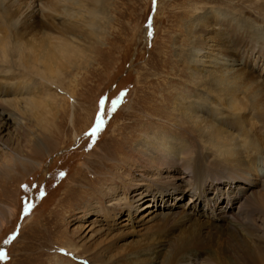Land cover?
I'll return each mask as SVG.
<instances>
[{
  "label": "rangeland",
  "instance_id": "rangeland-1",
  "mask_svg": "<svg viewBox=\"0 0 264 264\" xmlns=\"http://www.w3.org/2000/svg\"><path fill=\"white\" fill-rule=\"evenodd\" d=\"M104 2L99 22L101 31L96 38L67 36L72 45H78L85 51L79 66L76 69H63V74L56 82L53 81L55 85L37 82L38 99L50 96L52 107H55L51 115L56 118L47 117V121H43L42 115L38 120L22 103L21 109L28 112L18 114V125L15 120L1 114L0 110V126L3 125L1 136L7 148L12 149L9 153L0 143V179L6 180L4 184L0 182V253H3L0 264H124L128 263L126 259L135 264H144L147 258L158 261L168 256L169 250L182 248V244L196 234L200 237L195 238L202 239L203 243L200 246L191 245L194 252L204 258L224 253L229 234H224L223 229L180 224L177 218L170 216L156 219L157 213L170 214L179 210L180 205L188 210L195 199L196 214L205 210L203 199L197 198L198 194L188 186L177 200L171 202L172 206H169L170 199L166 203L152 204L150 192L141 197L134 196L144 192L143 182L153 172L152 169L140 167L142 157L138 152H142V149L136 145H142L145 138L152 134L156 136L162 133V140L173 137L175 143L184 141L195 148L196 153L200 151L205 154L206 146L199 133L206 131L208 125L197 120V129L201 131L192 132L189 120L185 121L174 111L173 105L177 94H181L180 100L202 94L201 75L195 72L191 76L189 70L185 69L184 61L176 57L177 48H189L185 37L188 41L194 40L186 35L191 20H186V16L181 14L184 9L188 12V19L204 15L212 17L214 13H219V18L215 16V22L209 26L203 25L202 34H196L200 35L198 40L206 48L207 54L204 56L210 54L213 58L219 56L235 61L238 65L235 67L237 76L241 72L248 73V77L261 86L258 88L264 87V51L255 48L253 52L249 34L234 32L235 25L246 24L239 19L252 22L255 27L260 26L264 30V10L259 7L262 1ZM223 12L231 13L235 18L231 15L224 17ZM27 16L23 20L30 25L32 19H27ZM62 22L59 19V24ZM232 30L239 38L230 34L232 38L226 49L224 45L217 44L213 37L217 32L223 37ZM36 31L35 28L34 33ZM50 34L59 36L57 30ZM256 57L260 58V62L254 63ZM7 66L3 64L0 68V77L5 76V72L9 75L25 72ZM183 69V75L179 74L178 71ZM43 83L50 90L46 91ZM169 91L172 93L171 99L165 102L163 97ZM21 92L22 89H14L19 101ZM13 97V94H8L1 99L7 102ZM221 103L222 100H213L209 106L204 104L202 108L215 111L211 115L196 105L199 107L198 119L201 116V119L212 120L224 135L231 134L237 145L250 138L257 142L259 156H253L252 152L244 158L246 168L239 173L247 187L256 190L257 184H262L264 180V165L260 163L264 161L262 111L257 108L249 112L246 109L242 116H236L220 111L218 107L221 108ZM243 103H246L245 100ZM17 107L20 109V105ZM130 112L139 114V118H130ZM246 132L248 136L244 137ZM135 147L137 152H134ZM6 152L9 156L5 159ZM15 154L21 157L17 165L8 161ZM75 178L77 185L73 182ZM221 187L224 190L225 184ZM198 189L202 191L199 186ZM235 189L233 186L231 191ZM213 192L219 196L224 193L216 189L212 195ZM216 197L211 196L212 200ZM155 198L157 202L162 200L158 195ZM125 200L131 204L129 208L124 206ZM147 202L153 205V212L142 218V214H136L135 209ZM223 202L224 199L220 203ZM26 205L30 206L27 212L24 211ZM212 216L214 219L207 224H225L224 220L216 219L215 214ZM140 217L144 219L143 225L136 222L141 220ZM196 217L198 222L205 218L202 215ZM174 254L178 256L177 251ZM204 258L200 261L204 262ZM151 259L149 262L154 261Z\"/></svg>",
  "mask_w": 264,
  "mask_h": 264
},
{
  "label": "bare ground",
  "instance_id": "bare-ground-1",
  "mask_svg": "<svg viewBox=\"0 0 264 264\" xmlns=\"http://www.w3.org/2000/svg\"><path fill=\"white\" fill-rule=\"evenodd\" d=\"M260 1H262V3L260 2L259 7L261 10H264V0ZM104 3V0H0V68L4 64L6 66L8 65L7 67L20 68L25 71L24 73L21 72L10 75L5 74V72L3 73L5 76L0 77L1 114L7 115L8 118L15 120L18 125H20L19 115L28 112V110L33 113V115H36L38 120L42 115L44 116L42 117L44 119L43 121H47V117H51L52 119L56 118L51 115V111H53L55 107H52L53 101L50 96L47 95L49 98L45 97L44 99H38L37 94H39V89L36 87L37 82H45L48 86L55 85V82L61 74H63L62 71L69 68L76 69L79 66V62L82 60L85 51L78 45H72L67 36L75 35L79 37L86 36L96 38L101 31L99 22L103 15ZM23 14V17L28 15L27 19H32V24H26V21H24L22 17ZM181 14L183 17L186 16V20H191L187 27L186 35L189 36V39L194 38V40H189V42L185 37V41L187 45H189V48L187 50L177 48L176 57L184 61L183 63L186 65L185 69L189 70L191 76L194 75L195 72L201 75L200 88L202 89V94L183 100H180L181 94H177L178 97H176L173 102L174 111L184 117L185 121L189 120L192 132L201 131V129L200 131L197 129V122L204 123L206 126L208 125L205 129L206 131L200 132L201 134L199 133V138L206 146L205 154H202L203 152L201 153L200 151L196 153L194 151L195 148L193 149V147L189 146V143H184V141L183 143L179 142V144L175 143L173 137L162 140V133L156 136L152 134V136L146 137L142 145H136L138 148L142 149V152H138L142 157L140 167L146 170L152 169L153 172L151 175L147 176L145 182H143V187H145L144 192L137 193L134 196L138 195L141 197L145 195L146 192H150L152 194L150 198L152 204L166 203L169 199V204H171L172 201L180 197L188 186L191 191L198 194L197 198L203 199L205 210L202 212L200 211L201 213L198 211L196 214L194 208L196 207L197 201L195 199L194 203L188 207V210L185 209V206L180 205L179 210L171 212L170 214L157 213L155 215L157 216L156 219L162 216H170L172 218H177L180 224L189 223L193 226L205 225L207 226L206 228H211V230L217 227L220 230L223 229L225 232L224 234H229V237H227L225 250L222 255L213 256L208 254L209 256L204 258L200 253L194 252L191 249V245L200 246L203 243L202 239L195 238L197 236L200 237V235L196 234V236L194 237L193 235L187 243L182 244V248L177 247L175 251L169 250V253L167 252L168 256L165 255L158 259V261L150 258L154 260L152 262H149L150 259L147 258L146 261L147 264H264V180L262 184H257L256 190H252L247 187L248 185L239 177L241 175H239V173L243 171L245 167L243 159L250 156L249 154L252 152H254L253 156H259L256 150L257 142L250 138L241 142L242 144L237 145L232 138L233 136H231V134L224 135L223 132H220V129L214 126L212 120H206L205 118L201 119V116L200 119H198L199 115H197V113H199V107L196 106L199 105L201 107L200 110L203 109L206 111L207 109L202 108L204 104L209 106L213 103V100L219 102L222 100L223 103L219 105L221 108L218 107V109H220V111H226V114L228 112L236 116H242L241 113H244L246 109L250 112L258 108L257 110L262 111L260 120L263 123L264 87L261 89L258 88L260 85H257V83H255L256 81L248 77L250 75L248 73L241 72L237 76L236 73L238 71L235 67H238V65L235 61L228 60L226 57L222 59L219 56H216L219 58H213L210 54L204 56V54H207L205 51L206 48L203 47L202 42L198 40L200 35L196 36V34H202L203 25L207 24V26H209L211 22H215V18H219V13H214L212 17L204 15L194 16L193 18L190 17L189 19L188 12H186L185 9L183 12L181 11ZM221 14L224 15V17L231 15V13L227 12ZM231 17L233 19L235 18L233 15H231ZM231 17H228V19ZM59 19L64 23L62 22L63 24H59ZM238 21L246 24L242 26L235 25L234 32H238L240 35H242V33L249 34L250 41L253 44L251 50L254 52L255 48H258L263 52V28H259L260 26L255 27L252 22H244V19H239ZM31 25L33 26L30 28L29 26ZM35 28L37 31L34 33ZM54 30H57L59 36L57 35L56 37L50 34ZM44 31H47V33ZM217 33L218 34H215L213 37L217 41V44L224 45L225 49L228 47L227 44L230 43V39L232 38L231 35L235 37L239 36L238 34H233V30L230 33L227 31L225 36L222 34L223 37L219 32ZM226 61H228V63H225ZM258 62H260V58L256 57L254 63ZM183 63L182 65H184ZM184 71L183 69L178 72L183 75ZM35 78L38 80L36 81ZM47 84H44L46 91L50 90ZM17 88L23 90V92L19 94L21 102L14 93V89ZM8 94H13L14 97L7 102H3L1 97L7 96ZM171 96V92L165 94L163 101H170ZM192 98L197 100H193ZM243 100H245L246 103H243ZM22 103L28 107V110L21 109ZM159 103L161 106L162 101ZM17 105H20V109ZM207 111L209 115L215 112H212L213 110L211 111L210 109ZM152 112L154 115V111ZM46 113L48 116H46ZM218 113L221 115V112ZM129 116L135 120L139 118V114L132 112L129 113ZM238 120L240 121L241 117H239ZM2 127L3 125L0 126V143L1 146L10 153L12 149L7 148L8 146L1 136ZM122 132L123 130H121V133ZM247 132L243 135L244 137L248 136ZM243 139L241 138V140ZM237 140L238 142L240 141V139ZM137 147H135L134 152H137ZM9 153H5V159L7 158L6 156H9ZM15 155H13L14 157L11 156L8 161L17 165L21 157L17 154ZM260 163L264 165V161ZM141 180L144 181V179ZM221 180L225 182L222 183ZM4 181L6 180L0 179V182L3 184L5 183ZM73 182L77 185V178H75ZM222 184H225L224 190H222ZM198 186L202 188V191H199ZM233 186L236 188L235 191H231ZM210 189L212 191L216 189L222 193L224 192L223 196H219L217 193L213 192V195H217V197L212 200V191L208 192ZM157 195L162 199L160 202H157L158 200L155 198ZM232 195L233 198H231ZM221 197L224 199L223 203H220L222 201V199H220ZM152 204L147 202L138 207L135 209L136 214H142V218H145L153 212H151L153 207ZM172 205L173 204L169 206ZM124 206L129 208L131 204L128 200H125ZM211 214H215L216 219L224 220L225 224L218 226L207 224L210 219H214V216ZM200 215L205 217L203 219L201 218L200 222L206 223L201 224L195 220L198 218L196 216ZM137 217L138 216H136V219ZM189 217H193V219ZM142 218L136 222L143 225L144 219ZM198 232L197 230V233ZM208 237H210V235H208L207 238ZM166 249H168V247ZM176 251L178 256L174 254ZM155 255H157V253ZM203 258L204 262H201L200 260ZM126 261L128 263L124 264H135L128 259H126ZM146 261L144 264H146Z\"/></svg>",
  "mask_w": 264,
  "mask_h": 264
},
{
  "label": "snow or ice",
  "instance_id": "snow-or-ice-1",
  "mask_svg": "<svg viewBox=\"0 0 264 264\" xmlns=\"http://www.w3.org/2000/svg\"><path fill=\"white\" fill-rule=\"evenodd\" d=\"M154 2H155V0H154ZM92 134L94 135L95 134V129H93V132H92ZM29 205H26L25 207H24V211L25 212H27L28 210H29ZM7 242V241H6ZM0 255H3V253H0Z\"/></svg>",
  "mask_w": 264,
  "mask_h": 264
}]
</instances>
